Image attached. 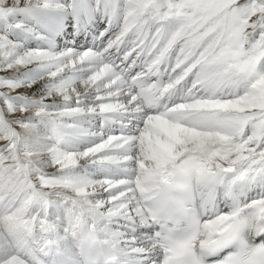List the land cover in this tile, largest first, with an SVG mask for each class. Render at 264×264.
<instances>
[{
    "label": "snow or ice",
    "instance_id": "obj_1",
    "mask_svg": "<svg viewBox=\"0 0 264 264\" xmlns=\"http://www.w3.org/2000/svg\"><path fill=\"white\" fill-rule=\"evenodd\" d=\"M0 264H264V0H0Z\"/></svg>",
    "mask_w": 264,
    "mask_h": 264
}]
</instances>
